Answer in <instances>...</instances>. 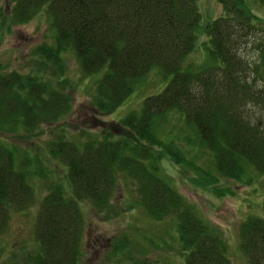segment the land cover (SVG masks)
Returning a JSON list of instances; mask_svg holds the SVG:
<instances>
[{"label":"trees","instance_id":"obj_1","mask_svg":"<svg viewBox=\"0 0 264 264\" xmlns=\"http://www.w3.org/2000/svg\"><path fill=\"white\" fill-rule=\"evenodd\" d=\"M197 1L8 0L9 10H0L1 29L9 33L47 7L56 29L55 45L41 44L34 54L44 58L42 64L53 65L59 75L65 72L61 53L69 47L84 75L105 69L92 97L99 112L117 108L153 66L172 75L161 93L145 98L139 115L132 112L120 120L138 139L161 146L157 156L148 148L131 147L125 139L112 142L108 134L98 143L85 144L81 151L71 143L52 145L51 153L67 165L73 197H64L59 187L50 191L42 201L34 231L41 252L10 264H77L84 221L78 203L89 200L99 211L109 205L117 166L138 182L140 204L150 217L177 218L179 238L188 251L184 264H231L224 244L211 234L206 222L168 182L135 157L161 159L168 153L177 162L183 160L173 143L163 145L153 131L156 117L177 109L214 153L221 176L241 181L244 163L264 174V48L262 63L254 67L240 54L252 36L259 34L264 41V30L245 0H217L223 14L201 27ZM201 30L208 36L205 44H209L211 62L197 72L182 71L181 64L195 50ZM5 70L0 62V127L16 120L33 130L67 114L70 98L63 92L33 74L1 73ZM258 78L263 81L259 89L255 87ZM249 106L263 115L255 117ZM128 150L135 156L123 155ZM216 191L220 196L232 194L228 188ZM32 196L24 174L14 170L11 151L0 144V236L8 225L9 209L22 210ZM240 235L247 264H264V219L248 218Z\"/></svg>","mask_w":264,"mask_h":264},{"label":"rangeland","instance_id":"obj_2","mask_svg":"<svg viewBox=\"0 0 264 264\" xmlns=\"http://www.w3.org/2000/svg\"><path fill=\"white\" fill-rule=\"evenodd\" d=\"M245 2L264 30V4L258 0ZM8 4V0H0V10H9ZM196 6L201 27L223 14L217 0H198ZM52 23L46 6L28 23L13 26L9 33L2 31L0 18V35L4 36L0 62L6 67L1 73L33 74L70 98V109L58 122L41 123L30 130L13 120L0 127V144L11 151L14 170L24 174L33 193L27 207L19 211L9 209L8 225L0 236V263L24 262L41 252L35 225L42 201L52 189L59 187L64 197H73L67 165L51 153L53 144L71 143L81 151L85 144L98 143L108 134L112 142L125 139L131 147L148 148L155 156L162 151L161 146L138 139L121 126L120 120L132 112L139 115L145 98L161 93L172 75L158 65L153 66L117 108L110 113L99 112L92 97L105 69L84 75L74 49L69 47L61 53L65 72L59 75L53 65L42 64L44 58L34 54L41 44L55 45L56 29ZM207 41V34L201 30L195 50L181 64L182 71L197 72L210 64ZM263 48L264 41L256 34L240 54L254 67L263 61ZM262 84L258 78L255 87L259 89ZM249 110L255 117L263 115L257 107L249 106ZM153 131L163 145L173 143L182 152L183 160L177 162L167 152L161 159L135 156L130 150L123 155L137 157L151 173L168 182L185 205L206 222L211 234L220 238L231 264H247L240 228L250 217L264 219V174L244 163L245 175L241 181L221 176L214 153L180 110L172 109L156 117ZM114 176L113 194L103 210L92 208L89 200L78 203L84 221L77 264H184L188 251L182 247L177 218L169 215L163 220L153 219L140 204L138 182L118 166L114 168ZM224 188L232 194L225 192L220 196L216 190Z\"/></svg>","mask_w":264,"mask_h":264}]
</instances>
